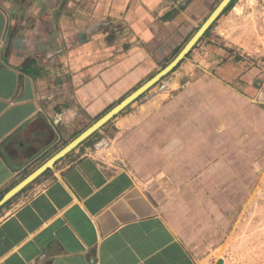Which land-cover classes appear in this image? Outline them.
Listing matches in <instances>:
<instances>
[{
  "label": "crops",
  "instance_id": "1",
  "mask_svg": "<svg viewBox=\"0 0 264 264\" xmlns=\"http://www.w3.org/2000/svg\"><path fill=\"white\" fill-rule=\"evenodd\" d=\"M219 2L0 0V264H200L160 213L170 183L187 179L167 155L181 77L161 76L46 163L171 61ZM260 32L264 3L229 0L191 47L199 72L264 100V56L261 69L249 57ZM130 136L165 166L146 181L101 156Z\"/></svg>",
  "mask_w": 264,
  "mask_h": 264
},
{
  "label": "rangeland",
  "instance_id": "2",
  "mask_svg": "<svg viewBox=\"0 0 264 264\" xmlns=\"http://www.w3.org/2000/svg\"><path fill=\"white\" fill-rule=\"evenodd\" d=\"M253 42L255 52L249 57L261 69L264 35H255ZM190 49L162 75L181 77V84L169 90L185 95L179 101L175 97L184 108L175 106L170 115L181 131L169 134L175 148L167 155L183 158L184 164L175 169L183 170L187 179L170 183L172 196H163L160 213L200 264H264V100L261 95L243 97L219 71L199 72L198 46ZM203 126L206 132L198 128ZM177 142L185 143L184 149ZM121 145L104 146L103 160L141 174L143 181L151 176L150 169L165 167L150 165L149 142L139 144L130 136ZM205 168L210 171L202 179L198 174Z\"/></svg>",
  "mask_w": 264,
  "mask_h": 264
},
{
  "label": "water",
  "instance_id": "3",
  "mask_svg": "<svg viewBox=\"0 0 264 264\" xmlns=\"http://www.w3.org/2000/svg\"><path fill=\"white\" fill-rule=\"evenodd\" d=\"M229 0H220V2L216 5V7L212 10L209 16L205 19V21L199 26L196 32L189 38V40L184 44L181 50L174 56V58L169 61L163 68H161L157 73H155L152 77L146 80L141 86L132 91L129 95H127L124 99H122L119 103L113 106L110 110H108L103 116H101L98 120H96L91 126H89L84 132L78 135L75 139H73L67 146H65L61 151H59L53 158L47 161L46 165H49L54 157L62 154L100 124H102L105 120H107L112 114L126 105L133 98L138 96L141 92H143L146 88H148L152 83H154L157 79H159L162 75L168 72L176 63L185 55V53L191 48V46L195 43V41L199 38V36L203 33V31L208 27V25L214 20L217 14L221 11V9L226 5ZM36 172H34L31 176H33ZM29 176V177H31Z\"/></svg>",
  "mask_w": 264,
  "mask_h": 264
},
{
  "label": "built area",
  "instance_id": "4",
  "mask_svg": "<svg viewBox=\"0 0 264 264\" xmlns=\"http://www.w3.org/2000/svg\"><path fill=\"white\" fill-rule=\"evenodd\" d=\"M260 2L264 3V0H259Z\"/></svg>",
  "mask_w": 264,
  "mask_h": 264
}]
</instances>
